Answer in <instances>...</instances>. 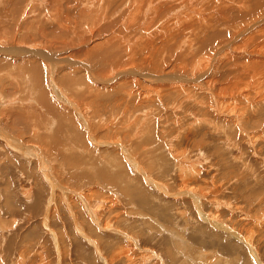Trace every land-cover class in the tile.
Returning a JSON list of instances; mask_svg holds the SVG:
<instances>
[{"label": "rangeland", "instance_id": "obj_1", "mask_svg": "<svg viewBox=\"0 0 264 264\" xmlns=\"http://www.w3.org/2000/svg\"><path fill=\"white\" fill-rule=\"evenodd\" d=\"M93 1L23 0L11 13L15 0H0V45L14 48L0 52V128L36 148L33 155L19 151L0 134V264H264V102L258 98L260 91L264 96V70L246 102H217L204 86L238 45L247 59L242 56L237 69L245 63L243 69L255 71L252 41L238 33L264 20V7L247 14L250 5L227 4L223 13L231 25L220 21L209 32L198 27L200 38L226 32L212 46L198 43L204 54L195 62L203 58L202 67L210 66L205 82L184 69L188 52L172 58L178 49L136 55L140 48H130L112 60V70L95 69L98 52L107 58L113 42L101 48L105 41L96 39L93 50L90 30L94 23L99 30L109 26L101 36L111 40L117 3ZM35 64L43 66L37 77ZM135 70L153 76L178 70L186 88L171 96L178 84L148 81ZM181 158L199 171L191 195L182 191Z\"/></svg>", "mask_w": 264, "mask_h": 264}, {"label": "bare ground", "instance_id": "obj_2", "mask_svg": "<svg viewBox=\"0 0 264 264\" xmlns=\"http://www.w3.org/2000/svg\"><path fill=\"white\" fill-rule=\"evenodd\" d=\"M39 1V0H38ZM43 1V0H42ZM91 1V0H90ZM104 1V0H102ZM115 0H113L114 2ZM232 4H230V1L228 0H116L115 2L117 3L115 6V9L114 11L112 12V14L114 15L115 17V20L116 21V24L114 25L115 28L113 29L114 31L111 33V36H112V39L111 40H107L106 38L103 40V37L101 36V34H103V31L104 30H109L110 31V28L108 26V28H105L103 27V29L99 30L96 25V23H94V26L95 27V30L91 31L90 32L92 33L91 37L92 39H88L90 42L91 45H93L94 43H96L93 48V50L97 51L98 48H99V44H97L98 42H94L96 39H99L101 38L102 41H105L104 43H102L100 45V47L102 48L103 46H105L107 43L109 44L110 42H113L110 46H108L106 48V50L108 51L107 52V58H103L105 56L106 53H100L97 52L95 53V55L97 54V60H98V67H95V69L97 68H100L102 69L101 71H107V70H112V67L114 65L115 62H113L112 60H118L121 56V52H126L127 50H129L130 48L132 50L135 51V47L139 49L136 50L137 52L135 53L136 55H140L141 53L145 52V51H150V52H154V53H163L165 51V49L169 52H172L174 50H177L178 49V52L172 57V58H180L181 55H182V52L185 50V52H188L185 54V56H183L182 60L184 62V69L186 70V72H191L193 77L197 76V78L200 80H204L205 78H208L207 76L209 75L208 72L205 70L207 66L205 67H202L204 64V60L203 58L200 60L199 63H196L195 60H196V57L197 56H202V54H204L203 52H197V46H198V43L200 42L201 43V49L202 47H208L206 46V43L207 44H210V46L214 45L213 43L220 39L221 37H223L226 32L224 31H221L219 33H217L214 37H208L206 35H203L200 37H198V27L203 30L204 32H209V28L213 25V24H216L218 22H222L223 25L225 26H228V25H231L232 24V20L230 18V16L227 14V13H223L224 11V8L225 6L224 5H243L244 7L246 5H250L251 7H253V9H250L247 11V14H252L254 13L255 11H257L260 7H264V0H231ZM23 2V0H15V4H12V8L8 9L9 12L12 13V11H14L17 6H19L21 3ZM87 2V0H86ZM89 2V1H88ZM95 1H93L92 4H94ZM110 2H112L110 0ZM114 2V3H115ZM84 3V2H83ZM91 3V2H89ZM105 3V1H104ZM110 4L109 2H106V4ZM156 3H159V5H156ZM166 3V4H165ZM49 4V3H48ZM113 4V3H112ZM162 4V5H161ZM156 5V6H154ZM85 6V5H84ZM90 6V5H89ZM102 6V5H101ZM105 6V5H104ZM109 6V5H108ZM113 7V5H110ZM193 6L192 9L189 10V7ZM11 7V6H10ZM69 7V6H68ZM97 7V6H96ZM100 8V6H98ZM78 8V7H76ZM88 8V7H86ZM103 8V7H102ZM111 7H109L110 9ZM85 8L82 9V12ZM89 9V8H88ZM108 10V8H105ZM4 10V9H3ZM17 10V9H16ZM79 10V9H78ZM101 10V9H100ZM107 10L105 11L106 13ZM111 10V9H110ZM188 10V11H187ZM57 11V10H56ZM77 10H75L76 12ZM81 11V10H80ZM236 11L240 12L239 9H237ZM3 12V11H2ZM72 12V11H71ZM81 12V13H82ZM99 12V11H98ZM132 12V13H131ZM48 13V12H47ZM80 13V15H82ZM110 13V11H109ZM2 14V13H1ZM0 14V15H1ZM18 14V12H17ZM86 14V13H85ZM103 14V13H102ZM131 15L130 17V23H126L128 24V28L126 26V24H124V27L123 28L120 23H122L124 20L125 21H128V18L129 16ZM51 15V14H50ZM55 15V14H54ZM79 15V14H78ZM79 15V16H80ZM84 15V14H83ZM87 15V14H86ZM89 15V14H88ZM108 15V14H107ZM12 16V15H11ZM85 16V15H84ZM94 16V15H93ZM110 16V15H108ZM9 17V16H8ZM90 17V16H89ZM104 17V14L103 16ZM106 17V16H105ZM112 17V16H111ZM85 18V17H84ZM97 18V17H96ZM95 18V19H96ZM106 18H109V17H106ZM140 18V19H139ZM11 19V18H10ZM28 19V18H27ZM87 19V18H86ZM93 19V17L91 18ZM114 19V18H113ZM139 19V20H138ZM263 19V18H262ZM259 20V21H254L252 22L251 24H249L247 27H244L242 28L240 31H239V35L238 36H242L241 38H244V36H246L247 39L251 40L252 41V50L249 52V53H252L254 54L255 57H253L254 60H256V62H254L253 64H258V66L256 68H259V71L255 69V71H250V69L246 70V69H243L244 67V64L243 63V66L242 68H239L237 69L238 66H236L235 64L237 62H242L241 61V58L242 56L246 58V56H244L243 52L242 53H239L237 52V50H240L242 47L238 45V47L236 48V46L233 44L231 47L235 46L232 50L234 51V53H238V55L235 53V55H230L231 58L228 59L229 62L227 65H225V63L223 64L222 66V69L223 71L221 72L220 71V68H217L215 69V71L213 72L214 74V80H212L211 82H208L207 84H205L204 86H206L208 88L207 91L212 92L214 94H212V97L217 96V97H214L215 101H221V100H224L225 98H229L230 99H237V101H239L240 99L241 100H244L245 102L248 101L247 97L250 96V91H253V88L252 86H255L257 88V86L259 84H261V82H259V76L260 74H262V70H264V26L261 28L259 27L258 25L261 24V21L264 22V20ZM68 20V19H67ZM79 20V19H78ZM85 19H83L84 21ZM94 20V19H93ZM109 20V19H107ZM138 20V22H137ZM105 21V20H104ZM87 22V20H86ZM107 22V21H106ZM203 22L204 25H201L199 26V24ZM262 22V23H263ZM65 23V22H64ZM2 24V23H1ZM102 24H103V21H102ZM106 24V23H105ZM110 24V23H109ZM3 25V24H2ZM5 25V24H4ZM65 25V24H63ZM184 26L183 29H181V26ZM62 28H64V26L60 25ZM78 26V25H77ZM97 26V27H96ZM6 27V25H5ZM26 27H28L26 25ZM31 27V26H29ZM85 27V26H84ZM93 27H91L93 29ZM23 28V27H22ZM73 29V27H71ZM82 28V27H81ZM121 28V29H120ZM258 28L257 30H254ZM20 29V28H19ZM39 29V28H38ZM44 29V28H43ZM67 29V27H66ZM76 29V28H75ZM1 30V29H0ZM17 30V29H16ZM48 30V29H47ZM71 30V29H70ZM77 30V29H76ZM130 30V31H129ZM254 30V31H253ZM61 31V30H59ZM68 31V30H67ZM79 31V30H78ZM82 31V30H81ZM251 31H253V33L255 32V34H251ZM3 32V31H2ZM6 32V31H5ZM20 32V31H19ZM63 32V31H62ZM89 32V33H90ZM4 33V32H3ZM43 33V32H42ZM58 33V32H57ZM61 33V32H60ZM107 33V32H106ZM109 33V32H108ZM130 33V34H129ZM19 34V33H18ZM32 34V32H31ZM35 34V33H34ZM40 34V33H39ZM46 34V33H45ZM66 34L65 32L62 34L64 35ZM81 34V33H80ZM88 34V33H87ZM15 35V34H14ZM17 35V34H16ZM41 35V34H40ZM48 35V34H47ZM244 35V36H243ZM248 35V36H247ZM23 36V35H22ZM21 36V37H22ZM39 36V35H38ZM37 36V37H38ZM44 36V33L43 35ZM57 36V35H56ZM1 37V36H0ZM13 37V35H12ZM41 37V36H39ZM46 37V36H45ZM9 38V37H8ZM25 38V37H24ZM44 38V37H42ZM234 37H229L225 42H229L233 39ZM251 38V39H250ZM21 39V38H20ZM45 39V38H44ZM100 39V40H101ZM240 39V38H239ZM23 40V39H22ZM21 40V41H22ZM35 41V39H33ZM38 40V39H37ZM199 40V41H198ZM24 41V40H23ZM43 41H47V40H43ZM54 41V40H53ZM52 41V42H53ZM115 41H117L116 43H114ZM29 42V40H28ZM49 42V41H48ZM55 42V41H54ZM57 42V40H56ZM61 42V38H60V41ZM81 42V41H80ZM40 43V42H39ZM93 43V44H92ZM224 43V42H222ZM66 44V43H65ZM20 45V44H19ZM59 45V44H57ZM56 45V46H57ZM164 45L165 48H162V46ZM1 46L3 45H0V52H4V54H7V53H13L14 51V48L11 49V50H7V49H4L2 48ZM23 46V45H22ZM55 46V45H54ZM30 47V46H29ZM58 47V46H57ZM23 48V47H21ZM26 48V46H25ZM47 48V47H46ZM29 49V48H28ZM27 49V51H28ZM48 49V48H47ZM55 49V48H54ZM57 49V48H56ZM228 49V48H227ZM22 50V49H21ZM21 50H17V53H24V51H21ZM60 50V49H59ZM66 50V49H65ZM196 50V52H195ZM208 50V49H207ZM223 50V48H222ZM243 50V49H241ZM9 51V52H8ZM35 51V50H34ZM32 51V52H34ZM42 51V50H41ZM129 52V51H128ZM207 52V51H206ZM228 52V51H227ZM16 53V54H17ZM30 53V52H29ZM37 53V52H36ZM44 53V52H43ZM130 53V52H129ZM134 53V52H133ZM149 53V52H148ZM148 53L146 55H148ZM233 53V52H232ZM245 53V52H244ZM248 53V54H249ZM37 54H40V53H37ZM8 55H11V54H8ZM18 55V54H17ZM116 55V56H115ZM151 55V53H150ZM247 55V54H246ZM111 56V58L109 59V64L105 67V65L107 64V59ZM47 57V56H46ZM64 57V56H63ZM133 57H134V54H133ZM139 57V56H138ZM158 57V56H157ZM215 57V56H214ZM34 58V57H33ZM137 58V57H136ZM172 58H170L168 60V64L166 63L167 61H165V64L166 65H170V62L172 60ZM189 58V59H188ZM227 58V57H225ZM52 59V57L50 58ZM63 59V58H62ZM213 57L209 55V62L212 63L213 62ZM249 59V58H248ZM7 60V59H6ZM55 60V59H54ZM60 60V59H59ZM67 59L65 58V63H68V60L66 61ZM136 60V59H135ZM187 60V61H186ZM253 60V61H254ZM64 61V60H63ZM140 61L137 60L135 62H138ZM178 61V60H177ZM61 62V61H60ZM153 62V61H152ZM151 62V63H152ZM215 62V61H214ZM239 62V63H240ZM9 63V62H8ZM78 63V62H77ZM140 63V62H139ZM182 63V62H181ZM207 63V62H206ZM251 63V62H250ZM6 64V63H5ZM4 64V67L6 66ZM179 64V63H178ZM238 64V63H237ZM1 65V64H0ZM36 65V64H35ZM84 65V64H83ZM235 65V66H233ZM239 65V64H238ZM94 66V64H93ZM153 66H161L160 65H153ZM253 66V65H252ZM256 66V65H255ZM12 67V66H11ZM43 67V66H42ZM41 66H37L36 65V69H32L35 74H37L39 76V73L42 72V68ZM58 67V66H57ZM105 67V68H104ZM162 68H166L167 69V66L165 65H162L161 66ZM183 67V66H182ZM210 67V66H209ZM248 67H251L248 66ZM0 68H3L2 65ZM34 68V67H33ZM228 69V70H225V69ZM246 68V66L244 67ZM7 69V68H6ZM5 69V70H6ZM183 69V70H184ZM213 69V68H212ZM243 69V70H241ZM2 70V69H1ZM9 70V69H8ZM23 70V69H22ZM29 71L31 69H28ZM87 70V69H86ZM182 70V69H180ZM4 71V70H3ZM15 71V70H14ZM64 71V70H63ZM164 71V69H162L160 71V73ZM168 71V70H167ZM166 71V72H167ZM226 71H228L229 73V76H226ZM116 72V71H115ZM125 72V71H124ZM135 72L137 73L136 75H139L141 76L142 75V78L145 79V80H148V81H161V80H165L164 82H167L169 81L170 84L172 85H179L176 86V88H173L175 89V91L171 90L170 93H171V96L172 94H174L176 91L177 94H180L179 91H182L184 90V87L185 84L183 83V80L184 79H181L180 77V74L182 73H178V70H177V73L176 74H179V75H166V76H153V75H150V74H147V73H141L139 72V70H135ZM184 72V71H183ZM258 74H257V73ZM103 73V72H102ZM128 73V72H127ZM132 73V72H131ZM158 73V72H157ZM222 73V74H221ZM42 74V73H41ZM89 74H92V73H89ZM156 74V73H155ZM186 74V73H185ZM221 75V79L218 78V75ZM33 75V76H34ZM44 75V74H43ZM104 74H102V77H103ZM228 75V74H227ZM36 76V75H35ZM120 76V75H119ZM258 76V77H257ZM37 77V76H36ZM91 77V76H90ZM94 77V76H93ZM98 77H99V74H98ZM194 77V78H195ZM108 78V77H107ZM258 78V79H257ZM94 79V78H92ZM140 80H143L141 78H139ZM107 80V79H105ZM116 80V79H115ZM186 80V79H185ZM148 81L146 83H148ZM190 81V80H189ZM198 81V80H197ZM206 82V80H204ZM208 81V80H207ZM108 82V81H107ZM133 82H135L133 80ZM163 82V81H162ZM187 82V81H186ZM192 82V80L190 81ZM189 82V83H190ZM221 82V83H220ZM145 83V81H144ZM211 83H214L211 85ZM259 83V84H258ZM133 84H136V83H133ZM150 84V83H149ZM137 85V84H136ZM161 85V84H160ZM225 85V87L223 86ZM149 87V86H148ZM188 87V86H187ZM191 87V86H190ZM203 87V86H202ZM232 87V88H231ZM259 87V86H258ZM144 88V87H143ZM179 88V89H178ZM231 88V89H230ZM246 88V90H245ZM178 89V90H176ZM258 89V88H257ZM121 90V89H120ZM191 90V88H190ZM133 91V90H132ZM132 91H128V96H130L132 94ZM143 91V89H142ZM146 92V90H145ZM148 92V91H147ZM136 93V92H135ZM134 93V94H135ZM175 93V94H176ZM185 93V92H184ZM187 93V92H186ZM258 93V92H257ZM139 94V92H138ZM208 94V93H207ZM259 94H261V91L258 93V98H260L259 100H261V102H264V96L262 94V96H259ZM143 95V94H142ZM146 95V93H145ZM144 95V97H145ZM169 95V93H168ZM146 96H149L146 95ZM41 97V96H40ZM164 97V96H163ZM190 97V96H189ZM130 98V97H129ZM148 98V97H147ZM151 97H149L150 99ZM161 98V97H160ZM227 98V100H228ZM44 100V99H43ZM192 100V99H191ZM251 100V99H250ZM196 101V100H195ZM194 101V102H195ZM229 101V100H228ZM228 101H226L228 103ZM199 102H202L199 100ZM197 103H198V100H197ZM196 103V104H197ZM222 103V101H221ZM147 104V103H146ZM193 104V103H192ZM201 104V103H200ZM203 104V103H202ZM261 104V103H259ZM189 105V104H188ZM199 105V104H198ZM252 105V104H251ZM255 105V104H253ZM203 106V105H202ZM200 107V106H198ZM74 108V107H73ZM221 108H224L225 109V106H223V104H221ZM235 108V107H234ZM242 108V107H241ZM222 111V110H221ZM234 111V110H233ZM243 111V110H242ZM125 113V112H124ZM190 113V112H189ZM229 116V115H228ZM114 118V117H113ZM242 118V116L240 115L239 119ZM114 121V120H113ZM17 122V121H16ZM18 124V123H17ZM241 124V123H240ZM239 124V125H240ZM111 125V124H110ZM116 125V124H115ZM241 127V126H240ZM26 128V127H25ZM29 128V127H28ZM27 128V130H29ZM26 130V131H27ZM3 133V134H1ZM3 132V130L0 128V134L2 136V138H6V139H12V146L16 147L17 149H19V151L21 150H27V152L30 154V155H33V149H36L34 148L33 146H29L28 144L26 143H23V142H19L18 140L10 137V136H7V134ZM246 134H248L246 132ZM249 136V135H248ZM8 141V140H7ZM10 144V143H9ZM20 145V147H19ZM10 146V145H9ZM25 148V149H24ZM38 151H40L38 149ZM38 153V152H37ZM27 154V155H29ZM40 154V152H39ZM128 155V154H127ZM186 155V154H185ZM184 155V156H185ZM130 156V155H129ZM183 156V155H182ZM181 156V157H182ZM183 156V157H184ZM38 157V155H37ZM186 157V156H185ZM179 158V157H178ZM130 159L132 160V158L130 157ZM129 159V160H130ZM180 159V158H179ZM183 159V161H182ZM186 159V158H185ZM184 158H181L180 161V165H177L178 167L180 166L179 168V177H180V180L181 182L183 183L182 185V188H183V194H190V192L192 193L194 191V189L190 186V181H194L196 180L199 175V171L192 168L191 166L188 165V159H187V162L185 161ZM177 160V159H176ZM179 164V162H178ZM191 165V164H190ZM52 171V170H51ZM199 181V180H198ZM194 184V183H193ZM209 189V188H207ZM63 190V189H62ZM65 191V190H64ZM66 192V191H65ZM64 192V193H65ZM162 192V191H161ZM82 193V192H81ZM90 193V192H89ZM68 194V193H67ZM66 194V195H67ZM93 194V193H91ZM77 195V194H76ZM82 195V194H81ZM86 195V194H85ZM191 195V194H190ZM193 197H196L194 194H192ZM212 195V194H211ZM209 195V196H211ZM69 196V195H68ZM79 196V195H77ZM84 198V197H83ZM207 198L208 200V196H204V199ZM86 200H88L87 198H85ZM84 199L85 202H87L86 200ZM195 199V198H194ZM193 199V200H194ZM201 199V198H200ZM94 200V199H93ZM98 200V199H97ZM82 201V200H81ZM197 201V200H196ZM89 203V202H88ZM196 203V202H195ZM69 204V203H68ZM200 204V203H199ZM67 205V204H66ZM87 205V204H85ZM196 205V204H195ZM217 205V204H216ZM91 206H94V205H91ZM219 207V206H218ZM84 208V207H83ZM96 208L93 207V209ZM217 208V207H216ZM98 209V208H97ZM96 210V209H94ZM217 210V209H216ZM93 212V211H92ZM95 213V212H94ZM217 212L214 214H212V218H209V220H213L215 219V217H218V215L216 216ZM95 215V214H94ZM98 215V214H97ZM214 215V216H213ZM216 227V226H215ZM106 229V228H105ZM108 229V228H107ZM233 231V230H232ZM127 237V236H125ZM131 241H132V238L130 237ZM247 242V241H246ZM247 244H249V242H247ZM252 245V244H251ZM250 246V248H253V245ZM128 249V248H127Z\"/></svg>", "mask_w": 264, "mask_h": 264}]
</instances>
